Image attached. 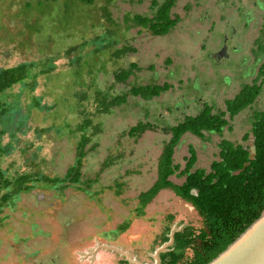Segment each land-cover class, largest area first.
<instances>
[{"label": "rangeland", "instance_id": "obj_1", "mask_svg": "<svg viewBox=\"0 0 264 264\" xmlns=\"http://www.w3.org/2000/svg\"><path fill=\"white\" fill-rule=\"evenodd\" d=\"M151 1L0 0V69L29 63L36 80L32 89L22 82L12 90L17 104L9 110L11 119L1 136L3 143L11 140L14 146L0 157L6 175L39 171L63 176L76 158L81 111L86 115L94 111L96 90L111 96L128 92L135 84L173 85L149 100L128 95L109 112L89 115L98 130L87 128L92 136L84 147L81 186L87 179L94 182L86 186L87 192L70 186L60 193L43 187L21 193L1 214L0 264H134L127 262L123 251L155 264L153 252L162 245L165 225H200L196 210L169 188L156 194L141 217L133 210L136 196L156 178L158 157L170 136L163 127L196 114L205 101L224 107V100L251 80L236 77L237 62L247 56L245 62L253 65L250 47L261 25L264 32V0L262 9L256 0H175L171 12L179 20L167 34L127 28L124 16H151ZM241 12L250 16L246 23ZM125 46L135 50L114 55ZM131 62L140 69L125 82L116 81L115 71ZM262 108L264 84L254 102L230 118L231 129L205 132V140L184 133L174 149V162L183 167L192 144L197 152L194 168L209 170L221 138L242 142L250 133L253 111ZM138 121L155 128L128 136ZM170 179L179 184L184 177ZM116 181L121 183L120 194L115 192ZM168 214L173 215L170 223ZM127 219L128 228L113 238L112 231Z\"/></svg>", "mask_w": 264, "mask_h": 264}, {"label": "trees", "instance_id": "obj_2", "mask_svg": "<svg viewBox=\"0 0 264 264\" xmlns=\"http://www.w3.org/2000/svg\"><path fill=\"white\" fill-rule=\"evenodd\" d=\"M80 1L91 4L93 0ZM174 5L175 0H152L150 3L153 11L151 16L126 14L123 22L127 28L139 26L153 35H164L179 20V16L173 15L171 12ZM103 12L110 19L107 9L103 8ZM108 21L111 23L110 20ZM74 48L72 47V49ZM134 50L133 47L125 46L116 49L113 53L120 56ZM263 51L264 38L262 39ZM29 67V63H20L0 69V122H2L0 157L10 154L14 148L11 140L5 143L1 141V136L6 132L11 119V116L7 114L17 104V95L12 93V90L22 82H28L31 89L36 84L35 75L30 74ZM46 69L48 67L41 68L39 73ZM139 69L136 62H131L127 67L115 71V80L125 82ZM260 77H262L261 81L254 80L252 83H245L233 97L226 98L224 107H216L213 103L205 101L196 114L185 115L176 124L163 127V131L170 136L163 142L154 182L136 196L137 205L133 209L135 216H143L145 206L152 201L156 194L161 189L169 188L175 195L193 206L201 218V223L199 226L186 224L174 233L172 250L160 255L161 264L209 263L264 210V108L254 110L251 115V137L248 132L243 135L242 142L221 138L217 144L216 158L211 161L209 170L204 167L194 168L197 152L192 144L188 145V155L184 158L183 167L173 160L174 149L184 133L189 132L205 140V132L222 134L225 127L231 129L230 118L251 105L263 90L264 61H262L259 71L258 78ZM172 87L173 85L168 82L135 84L130 87L128 92L111 96H108L105 91L96 90L93 102L94 111H90L88 115L81 111L82 121L78 124L81 135L76 145V158L63 176H49L39 171H22L15 175H6L5 170L0 166V222L3 220L1 214L6 207L12 208L21 193L31 191L36 187L52 189L60 193L70 186H77L87 192V187H90L94 182L92 179H87L85 181L87 187L81 186V166L86 154L84 147L92 136L91 133H87V128L92 125L89 115L109 112L113 106L125 103L128 95L140 96L149 100ZM4 94L7 95V99L2 100L1 96ZM33 102L35 105H40L38 97H33ZM93 128L96 130L97 126H93ZM152 128H155V125L138 121L129 128L127 135L136 137L146 129ZM13 136L14 132L10 131L9 137ZM247 140H250L251 144L245 142ZM108 163L109 160L105 161L104 166H107ZM172 175L184 177V180L179 184L175 183L170 179ZM115 187L116 194H120L121 183L116 181ZM167 218L169 219L167 223H170L173 215L168 214ZM129 222L127 219L118 225L110 235L115 238L128 228ZM169 231L170 227L167 224L161 235V243L168 240ZM188 250L189 254H186Z\"/></svg>", "mask_w": 264, "mask_h": 264}, {"label": "water", "instance_id": "obj_3", "mask_svg": "<svg viewBox=\"0 0 264 264\" xmlns=\"http://www.w3.org/2000/svg\"><path fill=\"white\" fill-rule=\"evenodd\" d=\"M190 207L193 208L192 205ZM181 228L182 225L170 228L168 240L154 250L155 264H160V252L173 243L174 233ZM123 253L128 263L147 264L140 262L136 257H131L127 251ZM207 264H264V210L233 242Z\"/></svg>", "mask_w": 264, "mask_h": 264}, {"label": "flooded vegetation", "instance_id": "obj_4", "mask_svg": "<svg viewBox=\"0 0 264 264\" xmlns=\"http://www.w3.org/2000/svg\"><path fill=\"white\" fill-rule=\"evenodd\" d=\"M256 5L260 9H262L263 4L261 0H256ZM247 13H240V17L243 20L244 23H246V20H248V17L250 16L246 15ZM246 15V16H245ZM263 33V34H262ZM264 38V32L262 31V25L259 28V33L254 38V44L250 47V53L252 57L253 65L247 64L245 62V57L237 62V66L240 69V72L236 74V77L239 78V76H243L242 78L251 77V80L247 83H252L254 80L261 81L262 77L258 78L259 71L262 65V55H264V51L262 52V39ZM235 51L237 50V46L234 47ZM222 52V51H221ZM220 51H218L216 54H221ZM254 65H256V68H254ZM234 72V70H233ZM245 76V77H244ZM240 79V78H239ZM244 80V79H243ZM245 83V81L243 82ZM242 86V85H241ZM239 90V89H238Z\"/></svg>", "mask_w": 264, "mask_h": 264}, {"label": "crops", "instance_id": "obj_5", "mask_svg": "<svg viewBox=\"0 0 264 264\" xmlns=\"http://www.w3.org/2000/svg\"><path fill=\"white\" fill-rule=\"evenodd\" d=\"M174 194H175V193H174ZM187 203H188V202H187ZM193 209H194V208H193ZM184 225H185V224H182V227H183ZM161 235H162V233L160 234V240H161ZM172 245H173V243L170 244L166 250L161 251L160 254H159V256H160L162 253H165V252H167V251L172 250ZM160 264H161V262H160Z\"/></svg>", "mask_w": 264, "mask_h": 264}]
</instances>
